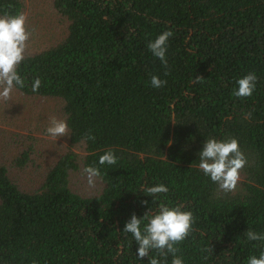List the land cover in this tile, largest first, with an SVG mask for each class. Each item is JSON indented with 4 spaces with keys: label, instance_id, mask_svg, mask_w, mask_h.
Returning a JSON list of instances; mask_svg holds the SVG:
<instances>
[{
    "label": "trees",
    "instance_id": "obj_1",
    "mask_svg": "<svg viewBox=\"0 0 264 264\" xmlns=\"http://www.w3.org/2000/svg\"><path fill=\"white\" fill-rule=\"evenodd\" d=\"M53 9L66 35L25 55L17 69L25 87L16 90L61 100L69 141L85 155L66 152L31 193L0 165V264H148L123 229L161 202L193 213V230L178 245L183 264L259 257L264 242L244 233H264V0H53ZM21 10L19 0H0V16ZM167 30L165 68L147 44ZM249 73L255 91L234 97ZM154 75L166 85L153 88ZM209 138L239 142L247 164L235 191L219 190L199 169ZM108 150L117 163L99 165ZM86 166L100 169L96 196L69 188L70 173ZM157 184L168 193L147 196Z\"/></svg>",
    "mask_w": 264,
    "mask_h": 264
},
{
    "label": "clouds",
    "instance_id": "obj_2",
    "mask_svg": "<svg viewBox=\"0 0 264 264\" xmlns=\"http://www.w3.org/2000/svg\"><path fill=\"white\" fill-rule=\"evenodd\" d=\"M27 17L23 13L17 15L5 14L0 16V100L8 101L16 89L25 87L24 79L18 74L17 69L25 59V51L32 32L26 27ZM173 36L171 30L159 34L154 41L147 44L152 55L161 61L163 67L167 68L166 58L169 38ZM165 76L169 73L166 71ZM257 76L249 73L236 81L237 88L232 95L237 98H247L255 91ZM204 79L196 77L195 83L203 82ZM151 86L161 88L166 85V80L158 76L151 77ZM40 80L36 79L32 84V91H38ZM251 115L250 113L248 114ZM46 135L56 141L60 137L69 136V128L65 120L50 116ZM86 140H94L95 137L86 133ZM199 169L210 180L218 185L219 190L224 193L236 190L240 180V172L246 166L247 159L240 150L239 142L235 138L217 140L209 138L204 142L202 151L199 153ZM117 157L112 150L106 151L99 157V165H115ZM90 188L96 186V181L102 179L100 169L96 166H86L82 172ZM144 191L147 196L158 197L167 194L169 189L163 184L146 187ZM154 202V200H152ZM142 205L147 201H142ZM150 209L141 218L133 214L125 224L123 232L130 233L133 240L138 244L137 257L148 258V264H167V258L171 255V264H183L182 257L177 253L180 251L178 245L183 242L192 232L194 223L193 213L183 211L182 206L169 207L161 202L158 212L149 215ZM147 223H144V222ZM143 225V227H142ZM247 241L264 242V233L248 230L244 233ZM131 247V243L129 244ZM211 250V249H210ZM156 256L150 257V252ZM248 264H264V251L259 257L250 256Z\"/></svg>",
    "mask_w": 264,
    "mask_h": 264
},
{
    "label": "rangeland",
    "instance_id": "obj_3",
    "mask_svg": "<svg viewBox=\"0 0 264 264\" xmlns=\"http://www.w3.org/2000/svg\"><path fill=\"white\" fill-rule=\"evenodd\" d=\"M26 27L32 32L25 55L53 46L67 32V22L53 9V0H19ZM62 102L56 98L26 96L14 90L8 101L0 100V165L17 188L31 193L42 184L56 161L68 151L85 152L82 145H72L69 136L56 141L46 135L50 116L63 119ZM83 170L70 173L69 188L82 197L98 195L103 184L98 179L90 188Z\"/></svg>",
    "mask_w": 264,
    "mask_h": 264
}]
</instances>
